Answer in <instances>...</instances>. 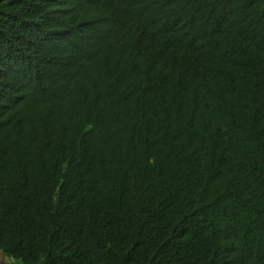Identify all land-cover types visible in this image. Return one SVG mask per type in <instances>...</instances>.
Masks as SVG:
<instances>
[{"label":"trees","instance_id":"16d2710c","mask_svg":"<svg viewBox=\"0 0 264 264\" xmlns=\"http://www.w3.org/2000/svg\"><path fill=\"white\" fill-rule=\"evenodd\" d=\"M264 264V0H0V255Z\"/></svg>","mask_w":264,"mask_h":264},{"label":"rangeland","instance_id":"374dc122","mask_svg":"<svg viewBox=\"0 0 264 264\" xmlns=\"http://www.w3.org/2000/svg\"><path fill=\"white\" fill-rule=\"evenodd\" d=\"M0 264H18L17 260L9 258L5 255H0Z\"/></svg>","mask_w":264,"mask_h":264}]
</instances>
